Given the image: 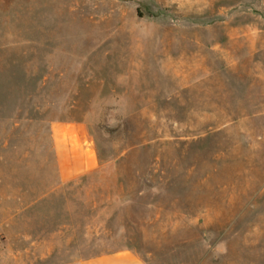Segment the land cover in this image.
Here are the masks:
<instances>
[{
	"label": "rangeland",
	"instance_id": "obj_1",
	"mask_svg": "<svg viewBox=\"0 0 264 264\" xmlns=\"http://www.w3.org/2000/svg\"><path fill=\"white\" fill-rule=\"evenodd\" d=\"M53 119L99 159L72 254L264 264V0H0V146Z\"/></svg>",
	"mask_w": 264,
	"mask_h": 264
},
{
	"label": "crops",
	"instance_id": "obj_2",
	"mask_svg": "<svg viewBox=\"0 0 264 264\" xmlns=\"http://www.w3.org/2000/svg\"><path fill=\"white\" fill-rule=\"evenodd\" d=\"M33 126L36 133L30 122H14L11 130L20 133L13 134L18 137L13 147L9 132L0 146V228L13 244L6 257L42 264H62L63 258L77 260L74 264H145L127 246L85 255L67 250L78 241L74 212L79 192L88 190L80 184L99 167L96 147L82 121Z\"/></svg>",
	"mask_w": 264,
	"mask_h": 264
}]
</instances>
